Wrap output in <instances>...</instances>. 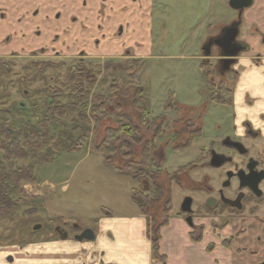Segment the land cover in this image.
<instances>
[{"label":"flooded vegetation","instance_id":"af4514ba","mask_svg":"<svg viewBox=\"0 0 264 264\" xmlns=\"http://www.w3.org/2000/svg\"><path fill=\"white\" fill-rule=\"evenodd\" d=\"M205 1L208 0H198L196 13L186 14V38L195 52L194 58L198 60L202 80L199 85L203 87L205 102L233 107V118H217L213 138L199 145L198 155L188 164V193L181 197L177 215L189 222L191 237H203L208 220L213 225L211 233L214 235L220 230L230 232V236L222 240V243L230 240L228 246L224 244L226 247L244 240L237 254L249 252L250 256H257L264 251V0H229L233 15L216 31L209 14L205 13ZM0 3L6 7H18L24 12L19 21L27 32L21 37L26 40L28 36L26 42L34 48L26 55L52 58L35 60L34 65L41 70L44 66L63 68L67 65L64 79L68 67L81 62H94L103 67L108 60L128 64L130 59L138 61L147 56L136 47L126 46L122 38L149 36L134 29L132 24L147 22L151 28L154 0H0ZM149 33L152 38L150 30ZM103 37L108 38L116 49L107 54H96L86 48L72 53L56 50L54 46L58 41L65 50L74 46L79 48V44L88 42L96 46L94 40L99 43ZM27 45L14 52L20 55L12 57L21 56L23 50L28 49ZM95 58L106 60L94 61ZM56 82L59 84L61 81L57 79ZM35 104H38L37 101ZM187 120L189 135L196 133L198 135L194 139H200L204 118ZM193 144L192 139L191 146ZM162 156L163 153H160L158 160ZM179 174L177 170L174 177L177 185L181 183L177 178ZM186 198L190 204L188 211H183ZM178 201L171 199L168 213L164 210L160 213L139 210L146 219L147 237L151 241L154 260L162 257L161 230L165 225L159 231L156 226L165 218L169 222L168 216ZM70 220L58 216L49 218L45 223L38 222L28 231H20L26 247L17 248L16 257L10 256L9 260H15L13 264H114L121 257L125 263L121 260L115 264L139 263L140 257L136 259L129 251L132 246L117 249L113 234L103 228L106 222L100 223L98 228L101 232L107 231V238L112 240L104 241L102 236L98 239L93 228L76 225ZM156 233L160 236L157 253L153 249ZM105 245L116 260H111L110 256L106 258V250L101 251ZM115 250L120 251L119 258L115 256ZM242 258L241 263L244 262ZM263 261L264 254L254 264Z\"/></svg>","mask_w":264,"mask_h":264},{"label":"rangeland","instance_id":"374dc122","mask_svg":"<svg viewBox=\"0 0 264 264\" xmlns=\"http://www.w3.org/2000/svg\"><path fill=\"white\" fill-rule=\"evenodd\" d=\"M228 1H205L207 4L204 7L205 13L209 14L214 31L218 30L219 25L226 23L233 15ZM197 2L198 0H154V21L151 28L147 22L138 25L132 24L134 29L146 32L149 36L138 39L122 38L126 46L136 47L147 55L138 60L135 75L110 74L105 71L98 76V81L89 96L90 100L93 95L98 93L109 97V86L113 79L115 77L124 78L127 81L130 80L135 86L144 88L145 106L151 111L153 118L165 116L163 133L155 137V131H145L144 140L153 141L152 152L156 158L157 168H152L150 172L151 174L157 173L155 179L162 187V194L159 195V199L152 208L150 207V212L160 213L165 210L166 205L169 206L168 203L171 202V199L179 200L176 208L168 216L172 223L178 216L177 211L181 197L188 193L186 188L189 183V176L186 172L188 164L198 155L199 145L205 144L213 138L217 118H233L234 110L233 107L206 103L203 87L199 85L202 81L199 64L198 60L194 58L195 52L191 43L186 38L188 23L185 19L187 13L198 11V7L195 6ZM18 9V7H6L0 3V124L9 125L19 132L23 128L25 120H29L34 125H37L39 121L47 120L50 139L40 151L45 153L57 145L74 144L86 133L91 134L92 120L88 121L81 115L83 112L87 116L90 115L91 107L89 105L81 113L75 112L67 117L39 118L43 115L42 108L40 106L32 108V106L36 101L39 105L41 104L45 98V88L49 84L55 85L57 79L59 81L64 79L67 65L63 68L43 65L45 67L43 70L34 65L35 60H50L52 58L26 55L34 48L26 42L28 36L25 37L26 40L21 37L23 33L27 32V29L22 21H19L24 12ZM205 25L206 23H204ZM149 30L153 34L152 38ZM60 42L54 44L55 49L64 52L69 50L75 53L81 48H86L87 51L96 54H107L112 49H116L106 37L100 38L99 43L94 40L96 46L94 43L92 45L91 42H88L84 45L79 44V48L74 46L66 48V50L63 49L64 46L60 45ZM26 45L28 49L23 50L21 56L12 57L14 54L20 55L14 52L23 49ZM50 49L48 48V50ZM93 60L104 62L106 59L95 58ZM3 64L6 65L3 66ZM139 65H142L141 68L138 67ZM248 86L253 89L251 84ZM170 92L174 95L176 105L166 110L165 103ZM60 99L67 101L68 98L64 95ZM237 101L238 98L236 106L238 105ZM122 109L137 120L139 112L133 107L131 101ZM120 111L114 102H111L107 107V119L103 122L100 138L103 137L105 128L115 125ZM187 118H204L203 135L197 140L193 138L192 146L191 143L188 147H181L191 138ZM0 138H5V135L0 133ZM21 142H25L22 137ZM25 149L29 152L28 148ZM134 151V157L137 160L140 158L141 147H136ZM160 153H163V156L161 160H158ZM125 163L126 160L120 157H114L112 162H108L105 155L92 152L89 146H85L71 152L60 151L53 162L37 166L34 172L35 182L22 183L24 186L22 195L27 199V202L21 205L17 214L12 218L0 217V263L7 261L9 264H13L15 260L11 262L9 257H16L17 248L26 247L24 236L20 231H28L38 222L45 223L49 218L58 216L71 219L70 221H74L76 225L93 228L97 237L102 236L104 241L111 239L107 238L109 235L107 231L99 230L100 223L108 221L112 215L129 217L140 214L131 198V193L133 188L140 190L142 186L132 179V174L135 172L133 167L136 166L132 165L133 167L128 170L122 169L121 167L125 166ZM0 164L7 168L12 164L17 168L33 164V160L31 156L8 159L5 149L0 148ZM177 170L180 172L177 177L181 182L180 185L174 181ZM144 187H147V183H144ZM30 208L37 209L27 219L24 216V211ZM183 221L188 226L189 222L184 219ZM134 223L138 224L136 220ZM212 226L207 220L205 223L207 230L203 235V242L207 244L217 240L212 236L218 237L211 233ZM217 234L221 238L230 236V232L225 230L217 231ZM120 236V240L113 242L118 244V248L115 247L122 250V247L126 245L132 246L129 251L134 253L136 259L140 257L138 264H147L143 240L137 235L133 241L125 242L122 235ZM243 242L244 240L236 241L229 246L232 254L235 253L236 263L254 264L258 262L264 251L257 256H250L249 252L242 255L237 254L238 248H241ZM134 245L136 246L134 247ZM106 246L101 251L106 250L107 259L110 256L111 260H116V257L111 254L113 252H110ZM114 254L119 258L120 251L115 250ZM241 258L243 263L240 262ZM121 260L125 263L121 257L116 262L119 263ZM116 262L114 261V264Z\"/></svg>","mask_w":264,"mask_h":264},{"label":"trees","instance_id":"16d2710c","mask_svg":"<svg viewBox=\"0 0 264 264\" xmlns=\"http://www.w3.org/2000/svg\"><path fill=\"white\" fill-rule=\"evenodd\" d=\"M137 64L138 61L125 64L108 60L103 67H101V64L94 62H81L71 65L68 67L63 81L47 87L41 105L35 104L32 106V108L38 106L42 108L43 115L39 118H55L57 116L67 117L75 112L81 113L90 105L91 111L88 115L90 118L85 112L81 115L88 121L92 120L91 134L86 133L74 144L57 145L55 148L41 153L40 151L48 144L50 139L47 120L39 121L37 125L25 120L23 128L19 132H16L9 125L0 124V133L5 135V138H0V148L5 149L6 158H27L31 156L33 160V164L17 168L13 167L12 164L8 168L0 164V217L12 218L17 214L21 205L27 202V199L22 195L24 192L22 183L35 182L34 172L37 166L53 162L60 151L71 152L85 146H89L92 152L105 155L108 162H112L114 157L125 159L126 163L125 166L121 167L122 169L128 170L133 167L132 165H135L132 179L142 187L140 190L133 188L131 198L141 212L148 213L150 211V207L152 208L159 199V195L162 194V187L155 179L157 173L151 174L150 172L152 168H157V164L152 152L153 141L144 140L145 131H155V137L161 135L164 131L165 116L161 115L153 118L151 111L145 106L144 88L135 86L130 80L127 81L120 77H115L109 86V97L98 93L93 95L91 100L89 99L91 90L98 81V76L103 72L109 70L110 74L127 73L129 76H134ZM5 65L3 64V66ZM141 66L138 67L141 68ZM64 95L67 96V101L60 99ZM129 101L139 112L137 120L122 109ZM111 102H114L115 106L119 107L121 111L117 116L115 125L105 128L103 137L100 138L99 134L103 128V122L107 119V107ZM175 105L174 95L170 92L165 103L166 110ZM197 135L192 133L191 138L193 139ZM21 137L25 139L24 143L21 142ZM192 139L187 140L181 147H188L192 143ZM139 146L141 147L140 158L136 160L134 149ZM25 148H28L30 155ZM144 183H147L146 188ZM34 210L36 208L24 211V216L30 215ZM170 210V206L166 205L164 211L168 213ZM167 223L168 219L165 218L159 226H156L157 231ZM159 241L160 236L156 233L153 240V249L156 253L158 252ZM229 241L225 240L223 244L228 246Z\"/></svg>","mask_w":264,"mask_h":264},{"label":"crops","instance_id":"0c3cea01","mask_svg":"<svg viewBox=\"0 0 264 264\" xmlns=\"http://www.w3.org/2000/svg\"><path fill=\"white\" fill-rule=\"evenodd\" d=\"M135 220L138 222L136 225ZM106 223L103 228L109 229L115 240H120L122 235V239L128 242L138 235L144 243L147 264H237L235 253L232 254L230 248L222 243L223 238L219 234H215L217 238L212 236L217 240L208 244L203 242V237L197 239L191 237L190 228L180 216H176L173 223L170 219L162 228L160 242L162 257L157 260L152 257L151 241L147 237L144 215L129 217L112 215Z\"/></svg>","mask_w":264,"mask_h":264},{"label":"water","instance_id":"95a60500","mask_svg":"<svg viewBox=\"0 0 264 264\" xmlns=\"http://www.w3.org/2000/svg\"><path fill=\"white\" fill-rule=\"evenodd\" d=\"M189 204H190V200L188 198H186L184 201L183 211H188ZM260 264H264V261Z\"/></svg>","mask_w":264,"mask_h":264}]
</instances>
